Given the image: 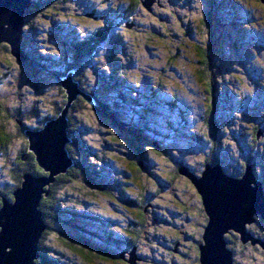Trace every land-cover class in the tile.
Returning a JSON list of instances; mask_svg holds the SVG:
<instances>
[{
	"label": "trees",
	"instance_id": "trees-1",
	"mask_svg": "<svg viewBox=\"0 0 264 264\" xmlns=\"http://www.w3.org/2000/svg\"><path fill=\"white\" fill-rule=\"evenodd\" d=\"M88 1H90V6L88 4L89 10L85 16L92 23L98 25L103 19L109 21L106 22V26L100 27L91 35L80 32L85 36L84 39H80L77 34L71 36V33L64 32L66 30L64 26H61L63 17L69 18L73 16V11L79 12L71 0H51L48 5L38 11L36 9L38 3L33 0L31 8L26 12L24 26L28 24L34 30L37 25L27 21L32 15L41 19L53 18L56 20L57 26L42 28L55 32L59 36L64 35L71 45L72 54L69 55L65 52L63 57L59 58L55 56L54 52L46 54L40 50L34 51L33 40L30 37L26 42L23 29L21 49L27 61L21 63L16 59L18 68L15 69L7 65L10 71L4 73L0 78L2 84L14 83V87L21 88L20 81L30 79L34 75L33 70L36 72L35 68L41 70L57 68V71L53 73L57 78L55 81L56 93L53 91L55 88L52 89L55 99L51 105L52 111L45 112L46 116L40 118L36 104L32 103L28 107L23 100L25 94L18 89L20 99L15 106L7 96L1 95L3 99L0 98V159H3V163L0 167V209L3 199L14 202V192L22 186L25 175L30 174L35 177L49 175L40 168L34 153L30 151V142L26 132L42 129L48 121L57 118L65 109L69 99L61 81L70 72H73V80L78 84L81 93L70 105L67 115V134L70 142L67 144L66 150L72 160V165L67 173L58 175L53 183L45 187L47 194L43 195L38 209L42 213L46 229L40 237L39 257L34 261V264H168V260L173 259L174 263V259L179 257L176 253L188 261L193 260V263L200 264L199 246L203 243V234L209 218L206 219L199 234L179 232L178 235L171 236L167 233H160L158 227L162 224L170 225L172 222L169 211L164 209L165 205L161 197L165 198L164 195L168 194L169 190L176 191L178 193L175 195V199L182 204L185 214L188 216L194 210L195 207L191 203L185 204L179 200L178 195H187L186 190H184L185 193H181L177 188L179 180L187 178L182 168L185 166L191 169L192 166L198 165L204 172L207 165H221L223 168L233 165L231 161L239 155L232 153L229 150L230 143H225L221 137V131L225 130L221 124L228 120L237 123L235 130L233 129V137L236 141L234 144L237 145L236 150L240 154H244V159L238 161V167L241 169L240 176H235L241 177L247 166L251 165L264 188V173L260 176L259 172H256L258 168L256 170L254 168L259 155L258 146L264 144V59L261 58L260 53L254 54L258 57L254 63L256 66L253 67L251 64L246 65L244 62L246 60L243 59L240 68L243 70L244 79L242 81L235 80L237 78L234 75L235 70H231L228 65L226 50L219 43L220 37L218 35L216 37V42L219 44L217 45V54L211 53L209 39L199 40L197 61L202 67L198 70V74L207 94V104L202 113L206 132L192 128L191 138L192 143L197 147H199L198 144H204V139L205 142L207 141L206 144H210L211 147L206 150L208 154L205 156L202 154L200 155L202 157H184L176 150H171L169 146L167 148L164 145H168L163 140L166 137L162 131L158 132V121L150 113L153 108L155 111L162 108L171 112L186 111L175 95H165L161 89L150 88L147 91L149 92L148 101L140 99V91H134L133 95L128 97L126 94L124 95V89L117 88L119 94L117 98H113L115 101L110 102L99 97L97 91L89 87L86 82L95 72L106 80L107 86L116 87V84H119L121 87L128 88L123 82L126 74L116 71L117 75L112 76L110 72L107 73L109 66L104 65L102 66L104 68H101L96 65L100 61L99 56L110 52L108 61L122 59V53L125 55L127 52V41L123 37L124 31L129 33L135 31L136 34L132 36L135 42L133 45L139 46L153 37L165 39L168 37L166 32L170 30L162 29V26L153 31L148 30V32L143 31V28L139 30L138 17L142 13L148 15V13L154 12L153 6L150 10L146 8L144 0H129V5L123 11L113 9L109 14L105 13L104 8L96 5L93 8V2ZM259 1L261 2V0ZM70 6L73 9H71V14L67 10ZM262 6L261 3L257 10L264 11V6ZM214 11L213 8V12L210 11V13L215 14L220 22L225 21L224 25L227 26V29L235 27L233 22L228 23L225 18L220 17L219 13H214ZM105 14L109 17H105ZM120 21L127 22V25H122ZM116 26L122 31L116 29ZM40 28L38 27L37 30ZM199 28L200 33L204 35L205 32H209L211 36L210 22L205 17L204 20L200 17ZM114 29L118 31L117 38L120 44L111 46L110 33L115 31ZM260 31L262 30L251 34L253 36L251 39L261 47V54L264 55V30L262 33H259ZM4 44L0 45L2 52L12 55L11 46L7 43ZM177 49L180 50V48ZM60 65H63L61 70L59 69ZM222 68L227 74H220L221 77L228 75L235 77L234 82L239 85L237 88L232 85L226 86L227 95L224 87H220L218 83L221 82L218 73L223 70ZM28 69L32 71L28 72ZM13 74L15 78L7 81V78ZM244 81L247 83L241 86L240 82ZM251 81H256L259 84L261 93H258L257 88L252 89V86L249 85ZM28 82H30L28 83L29 89L32 86L31 81L28 80ZM110 82L112 84H109ZM111 90L113 91V89ZM43 94L47 95V91L41 90L40 96ZM229 94L236 96V105L230 103L229 108H226V98ZM249 96L251 103H247L248 107H252L257 118L251 121H248L247 116L250 113L242 116L241 113L235 111V108L241 110L246 108ZM3 100L7 103H3ZM123 102L127 104L131 102L135 106L129 107L126 104L127 109L122 111L119 103L123 104ZM31 109L36 111L33 114L39 118L28 113L32 111ZM90 109L92 113L87 115V111ZM34 119L35 126L32 127ZM12 120L15 123L16 132L11 129ZM183 125L187 126L189 123L184 121ZM13 135L16 137L21 135L23 143L13 159L14 162H11ZM132 150L135 152L132 153ZM163 162L171 169V178L164 175L161 164ZM229 173V175L232 174V172ZM202 174L201 171L199 176ZM100 198L106 200L109 213L98 212L96 209L103 207L101 205L104 204V200L99 201ZM201 207L204 215H207L204 212L202 199ZM192 218L193 216L189 215L187 220H192ZM256 219L254 224L257 223L262 232L259 231L258 234L256 229L251 226L248 227V230L254 237L260 236L264 240V222L259 217ZM231 235L226 239L228 247L234 254L235 244L232 241L233 238H230ZM56 238L61 240L63 246L53 243ZM182 239L189 240L192 247L183 245L179 250V246L181 248L183 243ZM244 248L246 249L243 246L242 249ZM190 249L191 251H189ZM132 253L136 256L135 260L132 259ZM233 259H235L234 255ZM234 264H237L236 261Z\"/></svg>",
	"mask_w": 264,
	"mask_h": 264
},
{
	"label": "rangeland",
	"instance_id": "rangeland-1",
	"mask_svg": "<svg viewBox=\"0 0 264 264\" xmlns=\"http://www.w3.org/2000/svg\"><path fill=\"white\" fill-rule=\"evenodd\" d=\"M35 1H37L36 3H38V7L41 6L40 8H36L37 11L51 2V0ZM91 1L93 2V8L95 7V5L104 8L106 14H109L113 9H116L117 11H123V9H125L126 6L129 5V0ZM150 2L152 4L151 6L154 7V12L148 13V15H146V13H142V15L138 17L137 22H139V30H142L143 28V31L146 30L148 32V30L153 31L159 26H162V29L170 30L169 32H166L168 37H165V39L153 37L152 39L150 38L148 42L137 46L136 44L133 45L135 42L132 38V36H134L136 32L133 31L129 33L128 31H124L123 37L127 41V52L125 55L124 53H122V59L108 61L110 52H106L99 56L100 61L96 63V65L101 68H104L102 67L104 65L107 67L109 66L107 73L110 72L112 76L114 74L117 75L116 71H119L122 74H126L123 82L128 86V88L121 87L119 84H116V87L112 85L107 86L106 80L98 76L95 72L92 74V76H90V78H88L86 82H88L89 87L97 91L99 97L104 98L105 100H108L110 102L113 100V98H117V95L119 94V90L117 88L124 89V95L126 94V96L128 97L131 94L133 95L134 91H140V99H147L148 101L149 98H147V96L149 92L147 91H149L150 88L161 89V91L165 95H175L176 98H178V100L182 103V108L185 107L186 111L183 110L184 112H171L166 108H162L159 111H155L154 108L150 110L151 115H153L158 121V132L162 131L164 133L163 135H165L166 137V139L163 140L168 145H164L167 146V148L169 146L171 150H176V152L180 153L184 157L195 158L196 156H200L202 154H204L205 156V154H208L206 150L209 149L211 145L206 144L207 141L205 142L204 139V144H198L199 147H197L196 144L192 143L191 138L192 128H195V130L197 131L200 130L202 132H206L202 113L204 111V107L207 104V94L204 91L205 87L199 80L198 70H200L202 66H200L199 62L197 61L199 58L197 44L201 39H209V46L210 49H212L211 53L217 54V45L219 44L216 42V37L218 35L220 37L219 43L223 45L224 49L226 50L228 65L230 66L231 70H235L234 75L235 77L237 76L235 80L240 79V81H242L244 77L242 75L243 70L240 68L242 65L241 61H243L244 59L246 60L244 61L246 65L251 64V66L253 67L256 66V64L254 63L258 57L254 54L260 53L261 58L264 59V55L261 54V47L258 46L257 43L253 41V39H251L253 37L251 34L258 32L259 30H264V11L261 9L257 10V8H260L259 5L261 6V2L259 0H150ZM71 3L75 4L74 7H76V10H78L79 12L73 11L74 17H63L61 19L63 20L61 21L62 24L59 23L61 24V26H64V29L66 30L64 32L71 33V36L77 34L80 39H84L85 36H83L80 32L91 35L92 32L98 31L100 27L106 26V22L109 21H105L103 19V21H100V24L96 25L92 23L90 19H88L85 16L90 6V1L88 0H71ZM70 5L72 6V4ZM71 6L69 7V9H67L69 10L68 12H70V14L73 10ZM191 6L192 9H190ZM29 8H31V6ZM29 8L27 10H29ZM213 8L215 10L214 13H219L220 17L222 16L223 18H225L228 23L233 22L235 24V27H230L227 29V26L224 25L225 21L220 22L215 14L210 13V11L213 12ZM106 14L105 17H109ZM200 17H202L203 20L205 17L206 20L210 22L211 36L209 32H205L204 35L200 33ZM27 21L29 23H35L33 25H37L35 27L36 30H34V28H31V26L28 24L24 26L25 40L27 42L30 37L32 38V48L34 51L40 50L41 52H45L46 54L54 52L56 53L55 56L59 58L63 57L65 52L69 55L72 54L71 45L64 38V35L59 36L55 32H50V30H45L42 28H53V26H57L56 20H54L53 18L41 19L39 17H36L35 15H32ZM101 22H103L102 26ZM120 23H122V25L124 26L127 25V22L125 23V21H120ZM38 27H41L40 30H37ZM117 28L118 27L116 26V29ZM116 29H114L115 31H111L110 33V38L112 39L111 46L118 45V43L120 44L117 38L118 31ZM118 30L122 31L120 30V28H118ZM262 31H260L259 33H262ZM211 38L213 39L211 40ZM3 44L4 43H1L0 45ZM177 48H180V50H178ZM111 54L113 55L114 51ZM172 59H174V61H172ZM1 65H4L6 67H1ZM7 65L12 66L15 69L18 68L16 58H14V56L11 54L2 52V50L0 49V78L4 73H8V71H10V69L7 68ZM59 69H63V65H60ZM35 70L36 72L33 70L34 75L30 79H28L29 81H31L32 86L29 89L28 87H30V85L28 83L30 82H28V80L26 79L20 81L19 84L21 85V88L14 87V83H0V98H2V94L4 96H7L12 105L15 106L20 99L18 93V90H20L25 94V98L23 100H25V103L26 105H28V107H30L32 103L36 104L38 111L37 113L41 118L43 116H46L45 112L50 113L52 111L51 105L55 99V81L57 79L55 75H53V73L54 71H57V68L53 67L48 68L47 70L35 68ZM27 71L31 72L32 70L30 71V69H28ZM220 74L222 75L227 73L223 69L219 71V77H221ZM235 77H230L228 75L220 78L221 82H218L219 86L224 87L226 95L228 90L227 88H225L226 86L229 87L230 85H232L236 88L239 86L237 82H234ZM13 78H15L14 74L13 76L8 77L7 81H11ZM115 81L118 80L115 79ZM240 83V85L242 86L244 85V83H247V81ZM109 84H112V82H110ZM249 85L252 86L253 90L257 88L259 90L258 93H261L259 84H257L256 81H251ZM54 88L55 90H53V92L52 89ZM111 89H113V91ZM41 90L43 92L47 91V95L43 94L42 96H40ZM235 97L236 96L234 94H229L228 98H226V108H229L230 103H234V105H236ZM3 103L6 104L7 101L3 100ZM247 103H251L250 96L248 97L246 104ZM126 104V102H123V104L119 103L120 109L122 111L127 109ZM248 104L247 106H245L246 108L244 110L235 108V111L241 113L242 116L250 113L249 115H247L248 121L257 119L256 112L253 111L251 106L248 107ZM127 106L134 107L135 105H132L131 102H128ZM31 110L32 111H29L28 113H30L32 116L34 115L35 118H39V116L33 114L36 113V111L33 109ZM91 113V109L87 111V115ZM183 120L189 123V125H183ZM32 122V127H34L35 119L32 120ZM235 125H237V123H232L231 120L225 121L221 124V127H223V129L225 128L224 132L221 131V137L225 140V143H230L229 150L232 153L239 155L231 161L233 165H228V168L224 167L226 168V173L228 174L229 172H232L233 175H231L234 177L240 176L241 169L238 167V161L244 159V154H240L239 151L236 150L237 145H235L236 141L233 137V129L235 130L236 128ZM10 126L11 129L16 132L14 121L13 123H10ZM17 136L18 137L13 135L14 140L11 146V162H14L13 159H15L16 154L18 153L19 148L23 143V137L21 135ZM90 138L92 137L90 136ZM132 151V153L135 152V150ZM258 154V159L255 161L254 168L255 170L258 168L256 172L258 171L259 175L262 176V173H264V144H260L258 146ZM0 160V167H2L3 159ZM161 164L165 173L164 175L171 178V169L169 168V166H167V164L164 162ZM183 168L185 169L188 167L183 166ZM190 170H192V172L196 175H200L201 171L203 172V170H201V167H199L198 165L192 166ZM255 175L256 177L258 176V174L256 173ZM187 178L185 177L184 179H180L177 183L178 191H180L181 193H185L184 190H186L187 195L178 196L179 200H181L185 204L191 203V205L195 207L193 208L194 212L189 211V215H192L193 218L192 220H187L189 215L187 216V214H185L184 207L178 200L175 199V195L178 192L169 190L168 194L164 195L165 198L161 197V199L163 201V204L165 205L164 209L166 211H169L168 213L170 214L169 216L170 219H172V222L170 225L162 224L160 227H158V231L160 233H167L171 236L178 235L179 232L190 233L193 235L199 234L202 226L205 224L206 219L208 218L207 215H204L203 213L200 195L197 192L196 187L192 184V181ZM5 188L7 189V186H5ZM101 199L103 198H100L99 201H101ZM103 203L104 204L101 205L103 206L102 208L96 209L98 210V212L106 211L107 213H109L107 210L108 205L106 200H104ZM177 213L181 215H178ZM250 226L255 228L258 234L259 231L262 232L261 228H258L259 226L257 223H253ZM229 235H231L230 238H233L232 241H234L235 244L234 261H236L237 264H264V248L259 243L253 244L252 241L243 243L241 234L235 231H230L226 234V237ZM256 239L260 240L261 237L259 236ZM54 240L55 241L53 243L63 246L61 240H59L58 238ZM182 242V246L181 248L179 246V250L182 249L183 245H188L190 248L192 247V243L189 242V240H183ZM243 246L246 247V249H242ZM189 251H191V249ZM176 255H178L179 257H176L174 259V263L173 259H170L168 260V264H196L193 263V260L188 261L181 257L179 254L176 253Z\"/></svg>",
	"mask_w": 264,
	"mask_h": 264
},
{
	"label": "water",
	"instance_id": "water-1",
	"mask_svg": "<svg viewBox=\"0 0 264 264\" xmlns=\"http://www.w3.org/2000/svg\"><path fill=\"white\" fill-rule=\"evenodd\" d=\"M264 5V0H261ZM33 0H0V44L11 46V53L19 62L27 61L21 40L27 9ZM148 10L150 0L144 1ZM61 84L66 89L69 103L60 115L48 121L42 129L26 132L30 151L48 176H24L22 186L14 192V202L3 199L0 209V264H34L39 257L38 243L46 229L38 207L45 187L60 174L67 173L72 160L66 150L70 142L67 134L70 105L81 91L70 72ZM183 173L199 193L209 218L199 246L200 264H233V251L228 247L226 234H241L243 243L252 241L264 248V240H257L248 226L259 216L264 221V188L251 165L242 178L228 175L221 165H207L202 176L188 168ZM132 259H136L132 253Z\"/></svg>",
	"mask_w": 264,
	"mask_h": 264
},
{
	"label": "bare ground",
	"instance_id": "bare-ground-1",
	"mask_svg": "<svg viewBox=\"0 0 264 264\" xmlns=\"http://www.w3.org/2000/svg\"><path fill=\"white\" fill-rule=\"evenodd\" d=\"M241 8V7H240ZM73 73V72H72Z\"/></svg>",
	"mask_w": 264,
	"mask_h": 264
}]
</instances>
